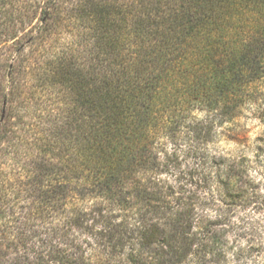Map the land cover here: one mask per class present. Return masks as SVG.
<instances>
[{"label": "trees", "instance_id": "obj_1", "mask_svg": "<svg viewBox=\"0 0 264 264\" xmlns=\"http://www.w3.org/2000/svg\"><path fill=\"white\" fill-rule=\"evenodd\" d=\"M238 3L252 2L139 0L113 24L102 0H0V48L40 42V25L51 36L70 9L96 30L91 49L110 52L99 72L69 54L48 63L39 79L58 90L59 106L39 122L31 68L0 60V147L14 148L0 151L13 154L0 162V264H239L244 250L228 254L218 236L230 218L198 211L214 196L264 207L247 157L204 155L195 190L180 188L152 143L190 105L204 113L195 125L207 138L216 116L232 123L237 99L254 93L259 40L226 44L217 19ZM115 37L135 50L111 52Z\"/></svg>", "mask_w": 264, "mask_h": 264}, {"label": "rangeland", "instance_id": "obj_2", "mask_svg": "<svg viewBox=\"0 0 264 264\" xmlns=\"http://www.w3.org/2000/svg\"><path fill=\"white\" fill-rule=\"evenodd\" d=\"M139 0H102L103 4L110 10L114 8L111 19L108 23L115 24L122 13L131 4H137ZM248 4H234L227 6L218 22L220 27L223 26V41L226 44L243 41L259 40V43L253 42L259 54L260 71L258 83L253 94H246L237 99L236 104H242V107L236 110L237 118L232 123H222V117L216 116L215 121L218 125L207 138H204V133L201 132V126L195 125L197 121L204 116L202 110L193 105L184 106L179 110L177 116L168 125V128L160 131V135L152 141L153 147L168 154V163L170 164L171 174L165 177L171 182H176L180 188L194 189L189 184L197 181V167L203 162L201 158L205 155L216 154L225 157L234 155L246 156L248 168L255 178V184L258 185L256 194H264V177L260 168L264 166V152L259 158L255 157L257 148H264V124L260 120L262 111L264 110V0H251ZM254 2V3H253ZM128 11V10H126ZM75 13L67 10L61 22L53 26L50 36V31L43 32L41 25L40 32L34 31V36H43V40L37 43H25L24 38L18 42L9 43L0 48L1 61H15L14 64L30 67L33 76V81L29 84V97L32 102L36 96V104H31L29 110L35 116V121L39 122L49 111L54 110L59 106L58 90L46 89L39 77L42 72H45V66L61 55L69 54L75 58L78 65L86 68L97 70L98 72L104 69L106 54L109 51L101 49L92 50L91 41L94 40L95 29L92 27L90 20L86 16L84 21L74 17ZM42 27V28H41ZM41 33V34H40ZM22 37V35H20ZM119 38V36H118ZM114 38V43L111 52L119 53L125 56L127 53H132L135 49L132 38L120 40ZM207 46V47H206ZM208 43L202 44V50H208ZM196 49V48H195ZM22 50L21 52H19ZM198 50V47H197ZM216 52H220L218 47H215ZM123 52V53H122ZM23 71H21L22 73ZM21 76V75H20ZM24 78V76H23ZM34 95V97H32ZM38 97H41L38 99ZM46 109L47 111H45ZM181 111V112H180ZM30 115V114H29ZM206 148V153L201 152ZM14 151V148L7 146L0 147V151ZM13 156V154H10ZM10 156L8 158H10ZM3 152H0V162H9ZM8 160V161H6ZM200 182V181H198ZM201 184V182L199 183ZM262 189H259V188ZM209 194V191H207ZM204 193H202V198ZM211 194L208 195V197ZM203 201L199 207V214H215L223 211L230 218V225L219 232V239L223 248L228 254L232 250L243 249V255L239 264H263L264 263V207L261 203L248 204L238 202L232 204L227 201V204L217 202V197ZM217 210H220L219 212ZM17 216V215H16ZM15 218V217H14ZM227 218V217H226ZM224 221V220H223ZM9 232H15L14 226ZM25 232L23 240L28 244L33 245L37 242L33 233ZM231 262L233 258L228 256ZM227 260V261H228ZM186 264H195L190 261Z\"/></svg>", "mask_w": 264, "mask_h": 264}]
</instances>
